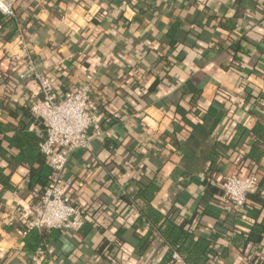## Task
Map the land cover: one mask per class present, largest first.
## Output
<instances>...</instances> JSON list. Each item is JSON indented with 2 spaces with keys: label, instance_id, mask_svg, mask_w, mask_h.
<instances>
[{
  "label": "crops",
  "instance_id": "1",
  "mask_svg": "<svg viewBox=\"0 0 264 264\" xmlns=\"http://www.w3.org/2000/svg\"><path fill=\"white\" fill-rule=\"evenodd\" d=\"M14 10L0 12V264H32L37 248L41 264H172L168 218L209 240L207 264L261 261L264 233L245 237L264 218V188L235 211L222 179L264 177L253 132L264 127V0H14ZM29 60L59 98L88 84L97 114L62 175L83 224L36 230L37 247L15 214L38 204L37 172H50L30 111L38 82L19 77ZM150 184L147 202L138 193Z\"/></svg>",
  "mask_w": 264,
  "mask_h": 264
},
{
  "label": "built area",
  "instance_id": "2",
  "mask_svg": "<svg viewBox=\"0 0 264 264\" xmlns=\"http://www.w3.org/2000/svg\"><path fill=\"white\" fill-rule=\"evenodd\" d=\"M0 5L8 9L4 11V7H0L5 18L15 16L14 0H0ZM22 46L23 50L27 49L26 43ZM27 76H34L39 86V96L31 104L30 111L43 122L44 138L40 151L48 162L50 173L38 204H18L15 214L23 220L25 232L43 229L78 231L84 214L66 195L62 175L72 154L89 147L88 129L97 120L96 112L90 108V87L83 84L59 98L49 78L35 73L30 60L19 75L21 78ZM257 186L258 179L254 174L247 177L227 175L222 179L224 196L235 211L244 206L247 194ZM40 253V248H37L32 255V264H41ZM171 263L187 264L177 251L171 253Z\"/></svg>",
  "mask_w": 264,
  "mask_h": 264
},
{
  "label": "trees",
  "instance_id": "3",
  "mask_svg": "<svg viewBox=\"0 0 264 264\" xmlns=\"http://www.w3.org/2000/svg\"><path fill=\"white\" fill-rule=\"evenodd\" d=\"M1 16V14H0ZM254 135L257 137V139H261L264 142V127L261 125H257L253 128ZM38 176L40 177L41 182L45 183V178L48 179L49 173L45 172L43 169L39 170ZM258 186H262L264 188V177L262 180L258 183ZM158 189V187L155 184H150L147 190H140L138 195H140V198L145 199L147 202L151 199V195L155 193V191ZM151 192L150 194H148ZM148 194V195H147ZM147 208H149V212L147 214V217H152V221L158 222L156 218L160 217V215L156 212V210L151 209L149 205H147ZM242 211V210H241ZM240 211V212H241ZM249 214L256 216L257 212L252 211L249 212ZM141 218V215L139 216ZM162 227V226H161ZM36 230H32L31 232V242L36 245L39 241L38 236L35 234ZM264 233V218L259 223H254L253 225H250V232L245 237L246 240H250L252 242H257L261 240V237ZM161 234L166 241L167 245L170 247V257L171 253L173 251H177L181 258L187 263V264H207L208 259L211 255L213 256L212 252L213 250L210 248L209 240L205 238H195L187 229H184L182 226L176 225L173 221L166 220L164 222V227L161 228ZM29 242V241H28ZM257 264H264V258L259 261Z\"/></svg>",
  "mask_w": 264,
  "mask_h": 264
},
{
  "label": "clouds",
  "instance_id": "4",
  "mask_svg": "<svg viewBox=\"0 0 264 264\" xmlns=\"http://www.w3.org/2000/svg\"><path fill=\"white\" fill-rule=\"evenodd\" d=\"M0 7H4V11L8 10L6 6L0 5Z\"/></svg>",
  "mask_w": 264,
  "mask_h": 264
}]
</instances>
